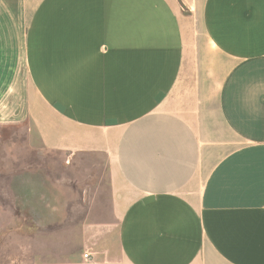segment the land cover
<instances>
[{
    "label": "crops",
    "instance_id": "0c3cea01",
    "mask_svg": "<svg viewBox=\"0 0 264 264\" xmlns=\"http://www.w3.org/2000/svg\"><path fill=\"white\" fill-rule=\"evenodd\" d=\"M7 123L95 158L116 222L63 224L74 173L9 177L65 234L6 264H264V0H0Z\"/></svg>",
    "mask_w": 264,
    "mask_h": 264
},
{
    "label": "rangeland",
    "instance_id": "374dc122",
    "mask_svg": "<svg viewBox=\"0 0 264 264\" xmlns=\"http://www.w3.org/2000/svg\"><path fill=\"white\" fill-rule=\"evenodd\" d=\"M21 86H23L22 82ZM28 132L25 125L0 124V185L9 177L15 182L21 181L23 178L30 179V183L34 185L40 174L52 178L61 175L69 178L74 173L75 176L72 179L78 183L74 182L71 186L74 189V198L68 201V215L65 216L63 224L66 223L69 227H73L76 223L116 222L109 211L108 190L102 181L104 175L102 168L95 166L97 160L89 157L87 160L83 159L78 166L72 165V169L65 170L63 169V166L66 165L64 158L37 147L30 141V138L28 141ZM92 177H94L93 180L100 181L92 182L90 181ZM80 187L87 188L84 196H88L89 199L78 198L79 193L81 194V189H78ZM27 188L32 190L28 194L29 199L38 193V191L36 194L34 192L36 186L29 185ZM2 190L0 187V263L6 264L11 260L28 261L33 252L30 251V240L32 239H34V251L41 254V247L44 244L41 239L43 233L50 232L52 241L53 239L57 240L55 244L58 245V235H64V230L57 228L43 230L40 227L42 225L41 218H28V212L36 210L33 201L24 203L21 201L23 204L21 205L20 199L22 198L16 194L11 195L14 202L11 196L6 194V189H4V193ZM87 201L90 208L82 205H87ZM71 230L66 232L70 236L72 233L74 234Z\"/></svg>",
    "mask_w": 264,
    "mask_h": 264
},
{
    "label": "built area",
    "instance_id": "2783aa9c",
    "mask_svg": "<svg viewBox=\"0 0 264 264\" xmlns=\"http://www.w3.org/2000/svg\"><path fill=\"white\" fill-rule=\"evenodd\" d=\"M84 257H88V254L87 253H84Z\"/></svg>",
    "mask_w": 264,
    "mask_h": 264
}]
</instances>
